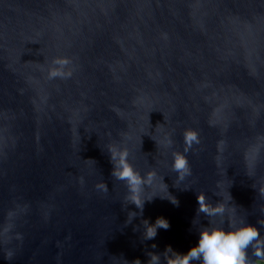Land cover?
Here are the masks:
<instances>
[{
  "label": "water",
  "instance_id": "obj_1",
  "mask_svg": "<svg viewBox=\"0 0 264 264\" xmlns=\"http://www.w3.org/2000/svg\"><path fill=\"white\" fill-rule=\"evenodd\" d=\"M241 219L264 243V0H0V264H173Z\"/></svg>",
  "mask_w": 264,
  "mask_h": 264
},
{
  "label": "clouds",
  "instance_id": "obj_2",
  "mask_svg": "<svg viewBox=\"0 0 264 264\" xmlns=\"http://www.w3.org/2000/svg\"><path fill=\"white\" fill-rule=\"evenodd\" d=\"M52 63L54 65H64L68 61L66 59L54 58ZM60 75H62L61 72L52 70L49 73V78H55ZM182 135L185 147L183 151L173 152L171 162V168L177 173V178L180 180H183L187 175H191L186 153L194 143H199L198 133L192 128H186ZM166 143L171 145V139L168 138ZM108 151L110 152V161L113 164L111 175L114 179L124 181L129 186L130 192L137 193V195L131 197V202L135 203L137 208L142 210L143 203L146 200H140L138 197L142 182L138 177V173L128 161L127 150L117 149L116 151H112L109 149ZM151 175H154V173L147 177L149 180L151 179ZM97 187L105 192L108 190L104 182L98 184ZM170 196L172 195L170 194ZM196 198L198 202L197 213L202 212L208 217L223 215V207L217 206L214 210L210 211L205 206L204 193H198ZM169 200L173 204L177 203L175 197ZM134 215L136 213H133L132 217ZM258 223L264 226V222L259 220ZM158 227L167 229L169 227L168 221L163 217H157L154 224H146L145 237H154ZM260 236L258 228L251 223H247L245 219H241L238 224H233L228 229L221 226H211L210 224L202 226L198 230L196 243L186 252L178 253V258L173 261V264H249L250 254L258 258H264V243H261ZM249 246L252 249L251 253L247 251ZM151 259L152 264H159V257Z\"/></svg>",
  "mask_w": 264,
  "mask_h": 264
},
{
  "label": "trees",
  "instance_id": "obj_3",
  "mask_svg": "<svg viewBox=\"0 0 264 264\" xmlns=\"http://www.w3.org/2000/svg\"><path fill=\"white\" fill-rule=\"evenodd\" d=\"M257 264H264V261H258Z\"/></svg>",
  "mask_w": 264,
  "mask_h": 264
}]
</instances>
